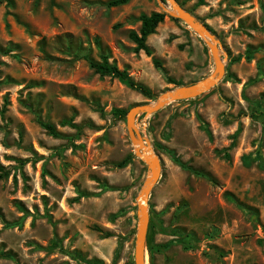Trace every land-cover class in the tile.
<instances>
[{
    "label": "rangeland",
    "instance_id": "obj_1",
    "mask_svg": "<svg viewBox=\"0 0 264 264\" xmlns=\"http://www.w3.org/2000/svg\"><path fill=\"white\" fill-rule=\"evenodd\" d=\"M107 1L0 0V264H134L149 170L127 111L214 69L204 41L158 0ZM177 1L216 38L224 73L135 120L160 164L146 263L264 264V0ZM152 11L165 17L146 55L129 32ZM85 54L153 97L95 73Z\"/></svg>",
    "mask_w": 264,
    "mask_h": 264
},
{
    "label": "water",
    "instance_id": "obj_2",
    "mask_svg": "<svg viewBox=\"0 0 264 264\" xmlns=\"http://www.w3.org/2000/svg\"><path fill=\"white\" fill-rule=\"evenodd\" d=\"M166 1L169 4H165L161 0H158L164 12L171 17L182 20L207 45L213 58L214 69L208 76L201 80L168 89L163 92L154 103L137 104L127 111L126 127L129 138L135 146L134 154L146 164L149 170V177L142 190V202L138 208L139 224L135 238L134 264H147L145 259V241L149 220L147 201L151 188L158 181L160 176L159 158L151 151V149L149 150V145L146 143L145 138L135 128V120L139 115L153 114L172 102L194 98L203 92L209 91L212 87L218 84L224 73V64L218 51V43L212 32L193 14L183 8L177 0Z\"/></svg>",
    "mask_w": 264,
    "mask_h": 264
},
{
    "label": "trees",
    "instance_id": "obj_3",
    "mask_svg": "<svg viewBox=\"0 0 264 264\" xmlns=\"http://www.w3.org/2000/svg\"><path fill=\"white\" fill-rule=\"evenodd\" d=\"M129 0H108L106 2L107 6H118L126 4ZM206 0H197L198 5H202ZM165 13L161 11H152L148 14H141L139 16L140 26L138 31L130 30L129 38L135 44L134 51L138 52L140 50L144 51L146 55L152 53V49L147 45V37L155 32L157 25L163 21ZM1 50V48H0ZM9 50H4L3 53H7ZM84 59L87 60L89 66L94 70L95 73H98L101 76H109L111 78L117 79L119 82L123 83L125 86L138 91L145 98H152V91L144 84L135 81L132 76L129 75L126 69H120L116 64L110 63L108 58L105 55H101L100 61L93 60L90 56L84 55ZM156 66H159L157 60H154ZM170 82L180 85L173 79H168ZM114 113L118 116H124L126 111L123 109L114 108ZM65 124L73 125L70 121L64 122ZM41 125L46 128L52 135L57 136L58 132L55 127L49 122H41ZM132 154H129L125 159L116 163L117 167L124 166ZM0 170L2 166L0 165ZM1 177V176H0ZM78 257V256H76ZM87 263L92 261H86Z\"/></svg>",
    "mask_w": 264,
    "mask_h": 264
},
{
    "label": "bare ground",
    "instance_id": "obj_4",
    "mask_svg": "<svg viewBox=\"0 0 264 264\" xmlns=\"http://www.w3.org/2000/svg\"><path fill=\"white\" fill-rule=\"evenodd\" d=\"M150 150V149H149ZM150 152V151H149ZM141 202H142V199H141Z\"/></svg>",
    "mask_w": 264,
    "mask_h": 264
}]
</instances>
